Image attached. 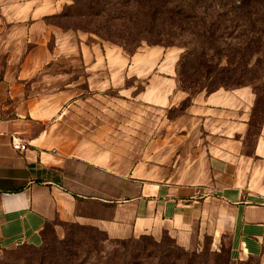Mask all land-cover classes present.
<instances>
[{
  "label": "crops",
  "instance_id": "crops-1",
  "mask_svg": "<svg viewBox=\"0 0 264 264\" xmlns=\"http://www.w3.org/2000/svg\"><path fill=\"white\" fill-rule=\"evenodd\" d=\"M70 1L0 0V251L20 243L41 245L47 223L59 235L61 222L92 225L112 239L142 234L159 238L171 231L186 247L200 228L213 232L215 239L227 234L233 259L257 258L264 264V202L249 200L250 187H242L232 172L235 160L264 154V142L251 155L243 151L255 101L251 87L192 95L170 122L178 126L177 151H146L148 160H172V167L147 164L144 177L130 169L124 184L120 176L107 177L104 166L81 162L73 154L61 156L52 147L46 121L33 116L48 110L40 97L72 96L77 59L87 69L95 58L100 65L89 43L79 37L75 41L74 31L45 19ZM63 57L64 70H40L63 62ZM103 75L92 72V79ZM38 78H64V88L55 82L41 84ZM169 80L174 88L169 95L164 92L163 102L169 108L180 106L189 93ZM263 135L264 124L259 141ZM14 137L28 141L29 148L15 150ZM98 167L104 171H95ZM158 171H168L169 177L158 179ZM173 171L185 179L175 181ZM107 178L117 187L107 186Z\"/></svg>",
  "mask_w": 264,
  "mask_h": 264
},
{
  "label": "rangeland",
  "instance_id": "rangeland-1",
  "mask_svg": "<svg viewBox=\"0 0 264 264\" xmlns=\"http://www.w3.org/2000/svg\"><path fill=\"white\" fill-rule=\"evenodd\" d=\"M72 2L73 0L69 4ZM240 2L243 6L238 8ZM228 8H233V12L227 16L218 15L220 11L224 12ZM258 8L259 4L254 0H215L210 13L213 15L217 35H222L226 42L231 41L233 47L238 46L243 33L259 27L260 13L255 14ZM48 21L54 25H62L65 30L74 31V40L76 41L77 37L84 39L90 44L93 56L100 57V65L95 58L94 63L88 65V69L79 59L75 61V86L71 97L67 98L64 94L55 96L53 93L40 97L41 101L48 104V110L35 111L33 116L46 121L45 128L50 130L52 147H55L61 156L73 154L74 159L81 162L88 159L104 166L108 170L107 177L120 176L123 184L127 181L125 176H129L130 169L136 170L135 176L144 177L147 164L148 167L152 164L172 167V160H148L146 151L154 149L159 152H172L171 154L177 151L178 126L177 123L172 126L170 122L178 116L184 105L169 108L163 98L164 92L169 95L174 88L169 79L176 81L177 62L185 47L173 38H164L160 42L161 45L143 43L134 55H130L120 45L104 40L96 34L79 28H69V25H72L69 20L49 18ZM228 35L231 36L226 39L225 36ZM255 51L251 62L261 64L264 61V45H257ZM75 57L79 58V54L76 53ZM64 58L66 57H63V62L57 61L55 65L49 64L40 70H64L61 68L65 64ZM203 58L205 65L199 63L198 59L185 64L180 61L179 64V69L189 79L201 78V83L186 84L191 86L189 91L192 94L204 87L212 90L218 86L207 76L204 69L208 67L212 71L216 70V58L208 49H205ZM225 63L223 60L222 64ZM98 71L104 72V77L92 79V72ZM49 82L55 81L39 80L41 84ZM55 83V86L62 89L65 79H59ZM259 126L257 119L252 130L246 135L243 149L246 154H253L255 146L264 142V135L260 141L257 135ZM233 168L237 182L242 187L246 184L250 187L249 200L264 202V198H261L264 197V154L253 159L244 157L239 161L235 160ZM74 169H78L76 164ZM246 169L248 171H245ZM95 171L104 170L98 167ZM158 172V179L169 177L168 171ZM173 179L182 182L185 176L176 171ZM109 182L107 178V186L117 187ZM45 233L48 245L54 249H69L70 245L63 246L56 241L68 237L79 244L80 251L89 250L103 261L113 256L117 264H262L257 258L233 259L227 234L215 239L213 232L200 228L193 233L192 244L188 247L183 246L171 231H164L159 238L150 234L129 237L132 241L128 243L127 248H124L121 242H114L105 232L87 224L63 225V233L60 235L56 230L54 234L52 227L48 226ZM14 248L16 246L0 251V264L13 257ZM18 252L29 256L32 250L20 248ZM113 252L120 255L114 256Z\"/></svg>",
  "mask_w": 264,
  "mask_h": 264
},
{
  "label": "trees",
  "instance_id": "trees-1",
  "mask_svg": "<svg viewBox=\"0 0 264 264\" xmlns=\"http://www.w3.org/2000/svg\"><path fill=\"white\" fill-rule=\"evenodd\" d=\"M254 1L259 4V8L255 11V14L260 13L259 27L243 33L236 47L232 46L231 41L223 40L222 35H217L215 31L213 15L210 13L215 0H73L71 4L65 5L60 13L47 16L45 19L69 20L72 24L69 28L84 29L96 34L104 40L120 45L130 55H134L143 43L161 45L160 42L164 38H173L185 47L177 62L176 88L189 93V96L178 106L184 105L180 112L190 103L194 95L189 91L191 86L186 84L201 83V78L189 79L179 69L180 61L185 64L193 63L198 59L199 63L205 65L204 51L210 50L212 56L216 58L214 64L216 70L212 71L208 67L204 69L207 71V76H210L218 86L212 90L204 87L196 93L204 90L210 93L220 88L232 90L251 87L255 101L247 133L252 130L258 119L260 126L257 135H259L264 124V61L261 64L251 61L256 52L255 47L264 45V0ZM242 6V2L237 5L238 8ZM232 12L233 8H228L224 12L220 11L218 15L227 16ZM57 26L63 28L60 24ZM230 36L225 38L228 39ZM201 54L203 55L200 56ZM223 60L226 61L225 64H222ZM59 224L74 225V223L62 222ZM48 226L52 227L55 234L54 225L47 223L45 229ZM144 237L151 238L146 235ZM56 241L63 246L70 245V248L54 249L49 246L47 233L44 230L41 245L20 243L12 249L13 257L3 264H117L113 256L103 261L89 250L80 251L79 244L72 238L65 237ZM115 241L121 242L120 244L127 248L132 239H114ZM20 248L30 249L32 253L29 256L18 254ZM112 254L120 255L114 252Z\"/></svg>",
  "mask_w": 264,
  "mask_h": 264
},
{
  "label": "built area",
  "instance_id": "built-area-1",
  "mask_svg": "<svg viewBox=\"0 0 264 264\" xmlns=\"http://www.w3.org/2000/svg\"><path fill=\"white\" fill-rule=\"evenodd\" d=\"M12 147L15 150L26 151L29 148V142L19 137H14L12 140Z\"/></svg>",
  "mask_w": 264,
  "mask_h": 264
},
{
  "label": "bare ground",
  "instance_id": "bare-ground-1",
  "mask_svg": "<svg viewBox=\"0 0 264 264\" xmlns=\"http://www.w3.org/2000/svg\"><path fill=\"white\" fill-rule=\"evenodd\" d=\"M171 61V60H170Z\"/></svg>",
  "mask_w": 264,
  "mask_h": 264
}]
</instances>
